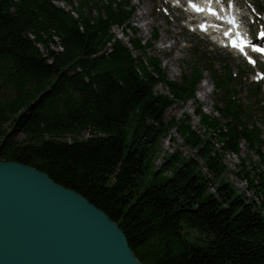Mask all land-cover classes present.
<instances>
[{
  "label": "trees",
  "instance_id": "1",
  "mask_svg": "<svg viewBox=\"0 0 264 264\" xmlns=\"http://www.w3.org/2000/svg\"><path fill=\"white\" fill-rule=\"evenodd\" d=\"M134 11L130 0H0V160L33 166L85 196L119 225L142 264H264L260 85L248 89L254 120L232 88L242 75L210 64L204 69L224 122L201 104L194 113L203 137L188 115L165 121L175 100L195 99L201 71L170 81L147 52L156 32L149 41L126 33L129 44L116 37L112 27L130 26ZM157 84L168 94L155 92ZM174 125L196 156L174 152L153 170L160 139ZM83 132L89 135L79 138ZM242 140L251 165L242 158L236 173L254 188L258 205L219 179L222 153L240 155Z\"/></svg>",
  "mask_w": 264,
  "mask_h": 264
},
{
  "label": "water",
  "instance_id": "2",
  "mask_svg": "<svg viewBox=\"0 0 264 264\" xmlns=\"http://www.w3.org/2000/svg\"><path fill=\"white\" fill-rule=\"evenodd\" d=\"M0 264H142L119 225L85 196L0 160Z\"/></svg>",
  "mask_w": 264,
  "mask_h": 264
},
{
  "label": "rangeland",
  "instance_id": "3",
  "mask_svg": "<svg viewBox=\"0 0 264 264\" xmlns=\"http://www.w3.org/2000/svg\"><path fill=\"white\" fill-rule=\"evenodd\" d=\"M73 1L78 2V0ZM164 1L166 0H130V4L135 7V11L129 20L130 26L124 25L123 28L120 26L112 27V32L115 36L126 44H129L128 35L130 37L136 36L143 41H149L156 32L158 37L152 42V46L147 49V52L149 56H157L160 59L161 68L170 81L181 82V75L183 73L190 74L194 69L201 71V79L196 87L195 99L189 100L186 103L175 100L166 110L164 120L170 121L174 119L178 124L185 115H188L190 116L189 124L191 128L203 137L204 128L200 125L199 118L194 113L196 104H201L205 113L214 115L221 122H224L222 115L214 109V105L218 102L219 106H222V102L219 99L220 94L216 93L214 81L209 70L204 69L205 66H209L210 64L220 74L230 69L233 76L242 75L241 83L238 86H232V88L237 90L236 98L239 99L242 106H251L250 114L253 116L252 119L257 120L259 118L258 110L253 105V99L249 97L248 89L251 88V84L253 83L259 84L262 91L261 97L264 98V76L262 78L258 76L259 71L264 74V57L254 55V63H251V61L236 55L234 52L220 48L216 44H208L206 40H211V38L200 34L196 26L186 21L190 16L187 15L184 7L181 8V11L173 8L174 11L171 12L170 7L164 4ZM238 1L244 13L246 10L248 22L249 20H253L251 25L250 23L248 24L255 36L260 26H264V0ZM57 4L67 9L70 8L65 1H59ZM171 7H173L172 4ZM141 13L144 14V17L138 19L137 15ZM183 13H185V16H181ZM174 15H180V18L175 20ZM145 23H149V25L146 26L144 25ZM171 43H178L179 45L170 47ZM137 53L134 51V54ZM154 91L168 94L167 86L164 84L155 85ZM258 126L261 129V138L264 143V126L260 123ZM248 127H250L249 123ZM88 135V132H83L79 138H86ZM240 148V155L238 156L227 152L222 153V162L225 165V170L219 177L220 180L224 181L230 175L235 176L238 169H240L242 158H246L245 162L248 164V168L250 167L251 163L247 159L250 153L243 140L241 141ZM174 152H180L183 157H190L192 154L193 157L196 156L195 149L184 143L175 125L170 127L168 132L160 139L157 157L153 161V170L161 162V158L165 159L168 154ZM251 158L255 162L258 161L255 155H251ZM241 175L239 176L244 178ZM230 183L235 193H239L238 186L232 182ZM189 231L193 232L192 234H196L194 230Z\"/></svg>",
  "mask_w": 264,
  "mask_h": 264
},
{
  "label": "bare ground",
  "instance_id": "4",
  "mask_svg": "<svg viewBox=\"0 0 264 264\" xmlns=\"http://www.w3.org/2000/svg\"><path fill=\"white\" fill-rule=\"evenodd\" d=\"M182 1V0H181ZM213 1V0H212ZM164 4H167L169 7H170V11L171 12H173L174 11V9H177L178 11H181V8L182 7H180V6H178V7H176L175 5H173V7H171V2H170V0H166V1H164ZM204 5H201L200 4V6H203L204 8H207L208 7V9H210L211 11H214V12H216V8H214V7H212L211 5H209L208 3H203ZM189 6H191V7H193V8H195V7H198L199 5L198 4H196V3H194V5L193 4H189ZM199 6V7H200ZM174 8V9H173ZM185 9V8H184ZM181 16H185V13H183ZM144 17V14L143 13H141V14H138L137 15V18L138 19H142ZM177 18H180V15H177V16H175L174 15V19L176 20ZM205 23H208L207 21L205 22ZM144 25H149V23H145ZM206 42L208 43V44H214V42L212 41V40H206ZM179 44L178 43H171L169 46L170 47H172V46H178ZM110 50V47L107 45L106 47H105V51H109ZM204 95H205V93H204ZM224 127V126H223ZM224 129V128H223ZM217 131H219V130H213V131H211V133L215 136L216 135V137H217ZM213 141V143L215 144V146L217 147V146H219L221 143L220 142H218L216 139H214V140H212ZM192 156H193V154H192ZM203 172L205 173L206 172V168H203ZM239 176V174L238 173H236V175L235 176H233V175H230L229 176V178L228 179H224V181L225 182H228V183H230V182H232L233 184H235L236 186H238V188H239V193L238 194H240L242 197H244V199L247 201V202H251V203H253V204H259L260 203V201H259V198L260 197H258L257 196V194H256V192H255V190H254V188H252V187H249V185H248V180H247V178H242V177H238ZM217 181L215 182V181H212L211 183H210V186H209V192L210 193H215L216 192V187H217ZM231 184V183H230Z\"/></svg>",
  "mask_w": 264,
  "mask_h": 264
},
{
  "label": "snow or ice",
  "instance_id": "5",
  "mask_svg": "<svg viewBox=\"0 0 264 264\" xmlns=\"http://www.w3.org/2000/svg\"><path fill=\"white\" fill-rule=\"evenodd\" d=\"M233 46H237V45H235V43H234Z\"/></svg>",
  "mask_w": 264,
  "mask_h": 264
}]
</instances>
